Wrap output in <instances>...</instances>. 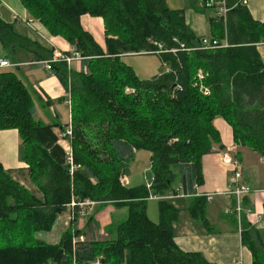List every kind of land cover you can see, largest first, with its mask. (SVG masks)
<instances>
[{
	"label": "trees",
	"instance_id": "obj_1",
	"mask_svg": "<svg viewBox=\"0 0 264 264\" xmlns=\"http://www.w3.org/2000/svg\"><path fill=\"white\" fill-rule=\"evenodd\" d=\"M21 2L52 35L62 36L80 52L85 70L69 69L66 61L53 63L54 74L71 97L72 159L55 131L66 126L36 120L29 89L14 71H0V130L18 129L21 160L28 164L31 180L41 194L26 187L0 162V264H93L99 256L103 264H216L203 253L184 251L176 243L175 223L181 209L172 200L157 201L159 216L155 221L149 215L146 186L127 185L122 180L131 174L136 152L147 149L152 153L155 193L195 195L203 180V156L212 152L213 144L222 142L213 124L217 116L231 125L236 143L264 156V61L258 50L264 43V22L255 20L241 0H226L230 7L226 17L215 15L209 21L212 38L227 45L195 48L201 44L200 36L187 24L184 10L171 9L167 0ZM203 5L214 10L205 1ZM90 6L94 13L107 9V20L121 15L134 30V38L127 42L108 32L104 50L82 24V14L90 11ZM150 39L178 51L159 54L162 62L169 64V72L142 79L122 56L158 49ZM0 41L4 47L47 51L1 16ZM180 42L195 49H182ZM95 70L110 72L139 94L158 99L168 112L169 126L145 136L133 128L115 104L116 98L109 97H117L118 92L97 85L90 75ZM198 70L204 74L201 81L196 78ZM114 81L110 78L113 86ZM201 84L209 94L199 90ZM82 115L107 124L108 150L89 133ZM176 177L179 183L174 188ZM88 201L129 208L118 238L103 250L96 240H75L69 231L57 245H42L32 239L34 233L51 229L61 213L70 207L79 213L81 204ZM206 202L204 196L194 197L188 206L192 216L207 225ZM244 216L242 244L251 251L252 264H264V229L253 228ZM93 222L90 218L87 227L95 233Z\"/></svg>",
	"mask_w": 264,
	"mask_h": 264
},
{
	"label": "crops",
	"instance_id": "obj_2",
	"mask_svg": "<svg viewBox=\"0 0 264 264\" xmlns=\"http://www.w3.org/2000/svg\"><path fill=\"white\" fill-rule=\"evenodd\" d=\"M0 1L7 5L6 8L9 13L6 15L8 17L6 21L14 24V28L18 23H26L25 25L30 31L20 30V34L38 42L47 49V51L42 52H31L20 45L4 47L0 41V56L7 57L12 64H15L0 68V71L9 70L17 73L31 95L34 96L35 117L43 108L51 114L50 117L54 120L48 122L49 124L60 123L63 126H69L72 115L70 94L65 90L58 76L45 67L43 61H48L50 55L53 56L58 52H70L73 46L61 37L50 34L47 28H43L40 22L35 20L27 11L21 0ZM203 2L204 0H167V5L171 9H183L187 24L197 35L212 37L209 20L215 16V10L204 7ZM246 5L255 20L264 22V0H249ZM84 21L86 22L83 18V26L93 35L95 31L99 30L95 25H89ZM258 50L264 61V43L258 45ZM7 51L12 57L3 53ZM128 55L131 54H124L122 58L124 59ZM69 67L80 72L83 69V64L81 60H75V62L70 63ZM213 124L219 131L222 142L213 144L212 152L203 156V180L197 187L198 192L188 197H176L173 201L175 206L181 209L179 220L175 223V241L184 251L201 252L206 259L216 264H234L237 259L252 264V253L246 245L242 244L241 223L235 214L225 213L233 199L228 194H217V192L226 190L232 176V167L224 160L225 153H228L239 160L244 182L253 188L262 190L246 195L242 204H244V217H246L247 222L253 228L263 230L264 156L248 146L237 144L234 141L231 125L223 117L217 116ZM55 131L58 132V128ZM21 144L18 129L0 130V162L6 169L15 171L27 167V164L21 161ZM129 176L131 177V174ZM131 184L136 185L138 183L131 181ZM203 193H215L216 195L209 199L202 195ZM200 196L207 199L205 209L207 225L202 220L194 218L189 211L188 205L191 198ZM111 208L113 209V206H110ZM113 210L116 213V210Z\"/></svg>",
	"mask_w": 264,
	"mask_h": 264
},
{
	"label": "rangeland",
	"instance_id": "obj_3",
	"mask_svg": "<svg viewBox=\"0 0 264 264\" xmlns=\"http://www.w3.org/2000/svg\"><path fill=\"white\" fill-rule=\"evenodd\" d=\"M108 5L109 7L113 8L111 4H108ZM6 6L7 5L3 3V1L0 2V13H1L0 15L5 21L8 18L6 15L9 13L7 11ZM209 9H212V8H209ZM88 10L90 11H87L82 14L81 19L84 18L86 22L89 23V25H95L97 28H99L97 32L96 31L94 32L95 36L93 34L91 35H93L94 38L95 37L97 38V39L95 38V40L98 43L100 42L103 44L101 45L99 43L100 46L104 48V50H106L105 37L108 32L110 34L113 32V34L115 33L117 34V36L123 37L125 40H127V42L134 38L133 36L134 30L130 26H128V24L126 23L125 20H123L124 18L121 15L117 18L110 17L107 20V16L110 13L107 9L101 8L94 13V12H91L92 8L90 6ZM35 20L39 21L43 28L45 29L47 28V26H45V24L40 19H35ZM25 24L26 23L24 22L16 24L15 30L17 32H19L20 30L24 32L30 31V29L26 27ZM47 31L49 30L47 29ZM55 37H61L66 42H68L69 45H71V43L67 41L65 38H63L62 36L56 35ZM150 43L154 46H158V49L142 50L139 52H136V51L128 52L125 54H131V55L125 56L123 59V61L126 64H129L135 70L137 75L142 79L150 78L154 74L161 72V71L162 72L170 71L169 64L167 62L163 64L159 56L161 52L159 53L157 51L159 50V47L163 48L161 46L162 45L161 42L150 39ZM3 53L9 55V57H12V55H10L8 51L3 52ZM69 69L71 68L69 67ZM5 72H12V71L5 70ZM14 73L16 72L14 71ZM199 74H200V71L198 70L196 78L197 80L201 81L203 77H201ZM90 75L94 77V80L97 83V85H100L105 91L114 90L118 92L117 97H115L114 95H110L109 97L116 98L115 104L118 105L122 109L127 121L130 123V125L133 128L138 129L139 132L144 134V136L151 134V133H148L150 131L157 130L161 127L167 128L169 126L168 121L170 119L167 117L168 112H166V109L161 105L158 99L154 98L151 94L149 95L139 94V92L136 91L135 88L130 87L129 84H124L120 82V80H118V77H116V75L112 76L110 72H107L105 70H103V72L101 70H95L94 73H91ZM113 77L115 79L114 82H115L116 88L110 82V78H113ZM201 88H204L202 84L199 87L200 91L202 90ZM130 95H134V96L129 98ZM32 98L34 99L33 95H32ZM37 103L40 104V102L38 101ZM41 107H43L42 104H41ZM38 114L39 115L35 117L36 120H41L44 123L54 121L53 118L50 117L51 114H49L48 111L43 110V108L39 110ZM82 116L84 117L85 126L88 129L89 133L91 132V134L94 136L96 140H100L103 143L104 147L108 150V147L105 145V141L108 138V136H106L105 134V129L107 127V124L100 120H90L88 117H85L84 115ZM88 119L90 121H87ZM65 126L66 128H69L68 125H65ZM58 130H59L58 133L61 136L62 131H64L65 129L60 130V128H58ZM60 138H61L60 140L61 143H63L62 145L65 146V148L68 151H72L71 135L66 133L65 135H62ZM239 145H242V144H239ZM243 146H246V145H243ZM151 156H152V153L150 150H147V149L138 150L136 152V156L134 157V159L131 161V164H130L131 177L126 176L125 178H123L122 182H124L127 185H134V184H131V181H132L133 183L144 184L146 186V188L149 191L148 193L149 196L147 197V199L150 200L148 202L149 215L153 220L158 221L159 215H158V209H157V201L166 200V199L174 201L176 197H179V196L188 197L191 195H186L183 193L175 194L173 193V191H170L166 194L155 193L153 190V187L155 184L156 176L151 167L152 166ZM104 157L107 158L109 161L112 160V158H110V155L108 156L104 155ZM175 171L177 172V169H175ZM12 175H14V177L19 179L20 182L23 183L26 187L36 192L38 195H41L40 192L37 190V186L31 180L29 170H28V164L26 168L13 171ZM153 176H155V180H153ZM178 183H179V179L178 177H176L175 181H173V187L177 188ZM217 194H222V193L217 192ZM150 195L151 196L158 195V196L153 199H150L151 197ZM215 195L216 194H214V196ZM110 206H113V209L116 210V213H114V210L112 208L110 209ZM128 212H129V208L127 206L125 207L121 206L120 208V207L114 206L113 203H107V204L102 203L101 204V203L94 202V201L89 202L85 205H82L79 213H76V214L72 212V209L70 207L69 210H67L65 213H61L59 215L57 222L51 229L46 230V231L40 230L34 233L32 239L34 241L40 242V244L42 245H57L61 243V240L63 239L65 234L69 231L74 235L75 240H78V239L96 240V242L100 243L99 250H103L106 245H109L115 238H118L121 232L120 226L122 224V221H124L127 218ZM90 218L94 219L93 224L97 226V230L95 231V233L94 231H91L87 227V224ZM215 227L217 228V226ZM118 228L120 229L119 232H118ZM26 233L27 232L25 231L24 234L26 235ZM101 259H102L101 256H99L96 263H93V264H97L101 262Z\"/></svg>",
	"mask_w": 264,
	"mask_h": 264
},
{
	"label": "built area",
	"instance_id": "obj_4",
	"mask_svg": "<svg viewBox=\"0 0 264 264\" xmlns=\"http://www.w3.org/2000/svg\"><path fill=\"white\" fill-rule=\"evenodd\" d=\"M248 1L249 0H241V3L246 5ZM205 2L208 7H214L215 15H217L218 17L225 18L228 11L230 10V7L227 5L226 0H205ZM200 39H201V44L195 48H213V47L227 45V42H225L226 44H220L217 39H213L212 37H208V36H201ZM180 43H181L180 46L182 49H185V50L195 49V48L187 47L184 42H180ZM161 46L163 48L159 47V50H157L159 53L167 52V51H171L175 53L178 51L177 48L164 49L163 44ZM82 59L83 57L80 54V52L74 49V46H73L70 52L68 53L58 52L54 54L51 59H48V61L47 60L43 61V63H45V67L47 69L53 71V63L55 62L66 61L67 63H72L73 61L75 62V60H82ZM13 65L15 64H12V62L7 57L0 56V68L10 67ZM53 74H54V71H53ZM199 75L201 77H204V74L202 71H200ZM177 88L180 89L181 87L178 85ZM201 89L206 94H209L210 92L209 89L206 87L201 88ZM71 129H72V124L70 122L69 128H66L64 131H62L61 136L65 135L66 133L69 135H72ZM68 153H69V158L72 159V151H68ZM224 160L225 162H227V164H230V166L232 167V170H231L232 176H231V179L229 181V184L226 190L223 192H219V193L228 194V196H230L233 199V202L230 203L228 207L226 208L225 213L235 214V216L241 223V218L245 212L244 204H242L243 198L250 193L258 192L262 190H257L253 188L252 186H250L249 184H247L246 182H244L243 177H242L243 173L241 171L240 162L237 158L232 157L228 153H225ZM153 180H155V176H153ZM214 194L215 193H203L202 195H205L209 199H211L214 196ZM157 196L158 195L151 196L150 199H153ZM89 202H92V201H88L86 203H89ZM81 205H83V203ZM234 264H247V263H245L244 260L238 259L234 262Z\"/></svg>",
	"mask_w": 264,
	"mask_h": 264
},
{
	"label": "water",
	"instance_id": "obj_5",
	"mask_svg": "<svg viewBox=\"0 0 264 264\" xmlns=\"http://www.w3.org/2000/svg\"><path fill=\"white\" fill-rule=\"evenodd\" d=\"M205 1V0H204ZM104 263V260H102L101 262L97 263V264H103Z\"/></svg>",
	"mask_w": 264,
	"mask_h": 264
},
{
	"label": "bare ground",
	"instance_id": "obj_6",
	"mask_svg": "<svg viewBox=\"0 0 264 264\" xmlns=\"http://www.w3.org/2000/svg\"><path fill=\"white\" fill-rule=\"evenodd\" d=\"M70 64V63H69Z\"/></svg>",
	"mask_w": 264,
	"mask_h": 264
}]
</instances>
